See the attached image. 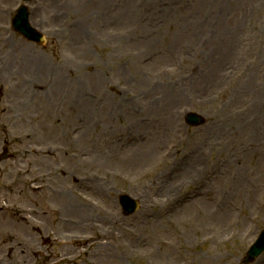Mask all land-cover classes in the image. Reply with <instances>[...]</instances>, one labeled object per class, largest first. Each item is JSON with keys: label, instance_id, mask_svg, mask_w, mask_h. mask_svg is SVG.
I'll return each mask as SVG.
<instances>
[{"label": "rangeland", "instance_id": "1", "mask_svg": "<svg viewBox=\"0 0 264 264\" xmlns=\"http://www.w3.org/2000/svg\"><path fill=\"white\" fill-rule=\"evenodd\" d=\"M29 6L43 46L0 18V206L40 233L1 218L0 264H241L264 229V0Z\"/></svg>", "mask_w": 264, "mask_h": 264}, {"label": "bare ground", "instance_id": "2", "mask_svg": "<svg viewBox=\"0 0 264 264\" xmlns=\"http://www.w3.org/2000/svg\"><path fill=\"white\" fill-rule=\"evenodd\" d=\"M52 1H55V0H52ZM63 7H65V5H63ZM72 14L73 15H77L78 14V12H72ZM38 70V69H37ZM39 72V71H38ZM39 85H41L40 83H38ZM82 97V96H81ZM20 103V102H19ZM264 126V124H261V122H260V125H257V126H255V129L257 130V129H260V131L258 130L257 132L259 133V134H261V132H262V127ZM231 128V127H230ZM237 129V127H236V125H234V127L231 129V131H229V132H231L232 134H235V130ZM241 129H243V127L241 128ZM230 130V129H229ZM89 132H91V130H89ZM87 135V131H86V133H85V136ZM39 152V151H38ZM43 153V151L41 150L40 151V154H42ZM153 155L154 154H156L155 153V150H153L152 152H151ZM50 156H53V155H55V154H53V153H50L49 154ZM145 154H143L142 156H144ZM134 156H137V157H139V150L134 154ZM104 165H105V163H103ZM41 179H43V177H41ZM73 181H75V179L73 178L72 179ZM84 180H79L78 182H74L75 183V190H73L74 192H75V194H76V192H78L79 190H78V188L79 187H82V185H83V182ZM17 193V192H16ZM70 194V197L68 198V206L66 207V211H68V212H70V213H72L74 216H77V218L78 219H81L82 221H84L83 220V215H86V212H89V209L88 208H86V207H84V206H82L76 199H74L73 198V194H71V193H69ZM16 195V194H15ZM76 195H78V197H82V193H77ZM67 198V197H66ZM80 206V207H79ZM2 218V220H7V222L9 223V224H11L13 227H19L20 229L22 228V229H24V227L22 226V225H17V224H14L13 222H11V220L8 218V215L7 214H5V213H2L1 215H0V219ZM20 219L21 220H23V221H26V218L25 217H23V216H21L20 217ZM82 221H78L77 222V227H84V224H83V222ZM62 222H65L64 220L62 221ZM71 223H69V226H71L70 225ZM3 226H4V234L5 235H7L9 238H11L12 237V234H13V232H12V229H10L9 228V226H5L4 224H3ZM26 229V228H25ZM3 231V228L2 227H0V232H2ZM92 239V238H91ZM90 238H88V241L89 240H91ZM84 242H86V241H83V243ZM27 243V239H26V241L23 243L22 242V245H25Z\"/></svg>", "mask_w": 264, "mask_h": 264}, {"label": "water", "instance_id": "3", "mask_svg": "<svg viewBox=\"0 0 264 264\" xmlns=\"http://www.w3.org/2000/svg\"><path fill=\"white\" fill-rule=\"evenodd\" d=\"M17 26H18V30L21 31V32H24L25 33L26 31H29L30 33H32L31 30H29L27 28L28 27L27 23H26V28L21 27V20L20 19L17 20ZM189 119H190V122L191 123L199 122V119H196L194 117V115H191Z\"/></svg>", "mask_w": 264, "mask_h": 264}]
</instances>
